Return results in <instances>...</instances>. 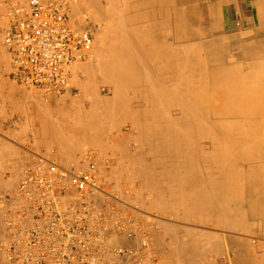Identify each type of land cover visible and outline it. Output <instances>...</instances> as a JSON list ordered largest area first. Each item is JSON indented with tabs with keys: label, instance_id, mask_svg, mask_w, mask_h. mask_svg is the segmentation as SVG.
<instances>
[{
	"label": "rangeland",
	"instance_id": "rangeland-1",
	"mask_svg": "<svg viewBox=\"0 0 264 264\" xmlns=\"http://www.w3.org/2000/svg\"><path fill=\"white\" fill-rule=\"evenodd\" d=\"M166 1L165 23L159 29L164 37L160 40L152 29L144 33L126 32L123 0H99L102 19H97L88 0H76L68 12L70 21L82 27L88 24L86 28L94 38L93 59L75 67L71 92L48 98L8 76L9 62L0 33V192L15 187L20 163L34 153L56 156L64 164L79 163L86 155H93L112 193L134 209H143L156 218L148 217L153 222L152 236L161 245L163 264H232L236 258L240 259L239 264H250V260L252 264H264V209H260L264 206V194L257 192L264 185V161L254 168L246 164L222 174L212 171L208 177L205 173L215 166L206 167L199 151L194 156L189 126L184 125L179 134L177 118H184L185 123L194 113L210 115V134L202 135H209L205 140L215 143L209 157L214 156L217 161L230 160L233 153L247 158L259 154L264 159V66L253 68L251 64L264 58L260 54H246L247 46L224 36L229 32L218 22L219 26L212 29L215 22L210 20L211 13L207 16L203 5H189L193 0ZM195 8L197 20L192 22L188 16ZM90 16L97 22H92ZM142 25L147 30L151 23L145 20ZM180 26L196 34L183 42L188 46L182 64L177 55L161 52L162 41L174 43L173 36ZM105 27L109 30L106 46L114 61L111 73L98 69L102 53L99 33ZM227 41L231 42L230 47L226 46ZM140 46L143 48L139 49ZM148 56L152 59H145ZM122 57L129 62L119 66ZM145 60L152 62L150 67L144 64ZM161 60L171 66L170 71L153 68ZM179 66L182 78L178 85L169 81V85H162V81H167L163 77L176 72ZM95 100L102 104L98 110H93ZM79 105L84 110L82 116L77 115ZM98 111L105 116L103 133L99 135L91 123ZM78 126L80 133L76 131ZM254 140L256 149L237 146L240 141L252 146ZM248 186L258 189L249 193ZM232 236L250 239L238 251L227 246ZM252 238L259 244L255 248ZM198 252L203 254L196 259L194 254Z\"/></svg>",
	"mask_w": 264,
	"mask_h": 264
},
{
	"label": "built area",
	"instance_id": "built-area-1",
	"mask_svg": "<svg viewBox=\"0 0 264 264\" xmlns=\"http://www.w3.org/2000/svg\"><path fill=\"white\" fill-rule=\"evenodd\" d=\"M75 2L0 0L8 76L45 98L71 92L75 67L93 59L92 32L70 21ZM99 164L43 153L20 163L0 192V264H163L153 216L112 193Z\"/></svg>",
	"mask_w": 264,
	"mask_h": 264
},
{
	"label": "bare ground",
	"instance_id": "bare-ground-1",
	"mask_svg": "<svg viewBox=\"0 0 264 264\" xmlns=\"http://www.w3.org/2000/svg\"><path fill=\"white\" fill-rule=\"evenodd\" d=\"M63 1V0H62ZM89 1V3H91L90 5L92 6V8L94 9V11L95 12H97V19H98V17H100L101 19H102V17L101 16H103V15H101V3L99 2V0H88ZM122 1V0H121ZM123 2H124V5H125V7L122 9V11H123V20L125 21V23H126V25L128 26V28L126 29V32L128 33V34H133V33H135V32H141V33H144V32H147V31H149L150 29H152V30H156V36L161 40V36H163V35H161V33L159 32V29L162 27V25L165 23L164 21H165V19H163V14H164V7L166 6V0H123ZM131 7V8H130ZM90 8V7H89ZM189 10H190V8H189ZM81 12H82V10H81ZM110 13H112V11H110ZM193 13H191V15H192ZM165 15V14H164ZM193 16H194V14H193ZM83 17V20H86V18L84 17V16H82ZM120 17H121V15H120ZM192 17L191 16H188V20L190 21V20H192L191 19ZM96 18H94V16H90V20L92 21V22H97L96 20H97ZM76 20V19H75ZM79 20H81V19H79ZM122 20V21H123ZM145 20H147V22L148 23H151V26L147 29V30H145L144 29V27H143V25H142V23L145 21ZM82 21V20H81ZM85 23H88V22H85ZM197 22H195L194 24H196ZM198 24V23H197ZM80 25H82V24H80ZM83 25H88V24H83ZM152 25H154V26H152ZM85 26V27H86ZM194 26V25H193ZM192 26V27H193ZM198 26V25H197ZM196 27V26H195ZM194 29V28H193ZM111 30H112V28H111ZM125 30V29H124ZM108 29L105 27V28H103V30H101V32L99 33V36H100V38H101V42H102V49H101V54H100V60H99V62H98V69H99V71H103V72H105V71H108L109 70V73H111V71H112V68L114 67V61H113V59L111 58L112 57V52H110V49H109V47L108 46H106V43H107V35H108ZM195 34V32L193 31V30H191V29H189V28H184L183 26L181 27H179L177 30H176V32H175V35L173 36V38H174V40H176V41H174V43H172V42H164V41H162V43H163V45H162V48L163 49H161V52L163 53H168V54H175V55H177L178 56V59H179V63L180 64H182V60H183V58H184V55H185V50H186V48H187V46L188 45H186V44H183V42H188L189 40H191L192 39V35H194ZM196 35V34H195ZM139 36V35H138ZM143 37V36H142ZM164 37V36H163ZM202 37V36H201ZM145 38V37H144ZM166 39V38H165ZM148 41V40H147ZM150 41V40H149ZM113 43V42H112ZM107 45H108V43H107ZM153 45V44H152ZM110 46V45H109ZM147 46V45H146ZM183 47V49L181 50L180 49V47ZM124 48H125V46H124ZM143 48V46H140L139 47V49H142ZM134 50V49H133ZM136 53V52H135ZM132 55V54H131ZM138 55V54H137ZM137 57H139V56H137ZM148 58H149V56L147 57V58H145V59H147L148 60ZM151 59H152V57H150ZM149 58V59H150ZM130 60H131V62L133 61V58H130ZM146 61V60H145ZM127 62H129V61H127L126 59H125V57H122V60L121 61H119L118 62V65L119 66H123V64H127ZM134 62H132V64H133ZM144 64L145 65H147L148 67H150V65L152 64V62L151 61H149V62H144ZM143 67V66H142ZM153 68L155 69V68H157L158 70H160V71H166V70H168V71H170V69H171V66H169V65H166L165 63H164V60H161V61H159V64H157V65H155V66H153ZM179 69V70H178ZM178 69L176 70V72H174V73H172V74H169V75H166V76H164L163 77V79L164 80H167V81H162L161 82V84L162 85H164V86H167V85H169L167 82L169 81L172 85H178V83H179V81L181 80V78H182V76H181V69H182V67H178ZM113 70H114V68H113ZM119 70V69H118ZM206 71V70H205ZM169 73V72H168ZM98 74H99V72H98ZM100 75V74H99ZM118 75H121V74H118ZM77 77V76H76ZM180 85H182L181 83H180ZM164 90V89H163ZM162 91V90H161ZM148 94V93H147ZM118 96V95H117ZM147 97V96H146ZM102 101V100H101ZM104 102H106L107 103V101H104ZM218 102V101H217ZM217 102H215V103H217ZM146 104V103H145ZM174 106V105H173ZM102 107V104L99 102H97L96 100L94 101V104H93V110H98L99 108H101ZM108 108V107H107ZM167 108V107H166ZM169 108V107H168ZM177 108V107H176ZM82 109H83V107L81 106V105H79V113H77V115L78 116H82L84 113H83V111H82ZM166 110V109H165ZM103 111V110H102ZM107 112V111H106ZM131 112H132V110H131ZM174 112V111H173ZM263 113V112H262ZM261 113V114H262ZM85 114H87V112L85 113ZM92 115V114H91ZM103 116H104V114L103 113H101V114H99V111H98V115H96L95 116V118L93 119L94 121H92L91 123L94 125V126H96V133L99 135V134H101V133H103V126H102V119H103ZM105 117V116H104ZM208 117H210V115H208L206 112H204V113H200V114H197V113H194V115L191 117V119L189 120V121H187V122H185L184 123V118H180V116L179 117H177L178 118V125H179V134L180 133H182V127L184 126V125H188L189 126V129H190V132H191V134H192V136H193V141H192V146H191V148H193V150H194V156L196 157V155H197V153H198V151H199V153H200V158L203 160L202 162H205L206 163V167L208 166H211V165H213V166H215V169L213 170V169H211V170H209V171H207L206 173H205V175L206 176H211L212 175V171H215V172H220L221 174L222 173H224V172H227L228 170H229V168H231V167H234V166H238V165H243V166H247L246 164H249L248 165V168H254L257 164H259V163H261V162H263L264 161V159H262L261 158V156H259V154H254V155H251L250 156V158H247L246 156H241V154L240 155H238V154H235V153H233V158L232 159H230V160H225V159H221L220 161H217V159L213 156V157H209L210 156V151L212 150V149H214V147H215V143H212V141L210 140V141H206L205 140V138L206 137H209V135L208 136H204V135H202V132H206V133H208V134H210V131L209 130H211V126H212V123H211V121H209V119H208ZM231 120V119H230ZM230 122V121H229ZM156 123V122H155ZM241 123V122H240ZM175 124V123H174ZM242 124V123H241ZM128 125V124H127ZM230 125V124H229ZM243 125V124H242ZM85 126V125H84ZM228 126V125H227ZM246 126V125H245ZM203 127L205 128L204 130H203ZM76 128V127H75ZM84 128V127H83ZM217 129V128H216ZM185 130V129H184ZM206 130H208V131H206ZM218 130V129H217ZM225 130H227V129H225ZM76 131L78 132V133H80L81 132V128L78 126L77 127V129H76ZM248 132V131H247ZM246 132V133H247ZM161 133V132H160ZM228 133H230V132H228ZM222 135H225L224 133H222ZM259 135V134H258ZM81 137H82V134H81ZM187 137H188V135H187ZM197 137V138H196ZM222 137V136H221ZM176 138V137H175ZM223 138V137H222ZM221 138V139H222ZM256 138H258V137H256ZM82 139H84V138H82ZM207 139V138H206ZM218 139V138H217ZM216 139V140H217ZM221 139H219V140H221ZM201 140H203V141H201ZM219 142V141H218ZM247 142H249V141H247ZM170 143H172V142H170ZM209 143V144H208ZM225 143V142H224ZM218 144V143H217ZM256 141L254 140V142H253V144H252V146H250V145H248L247 143H246V141H240L239 143H238V145L237 146H239V147H242L243 149H256ZM227 145V144H226ZM228 146V145H227ZM226 146V147H227ZM152 147V146H151ZM150 148V147H149ZM182 148V147H181ZM225 148V147H224ZM223 148V149H224ZM258 148V147H257ZM152 149V148H151ZM263 149V148H262ZM174 150V149H173ZM209 150V152H207ZM172 151V150H171ZM260 151V150H259ZM263 151V150H262ZM264 152V151H263ZM262 152V153H263ZM225 153V152H224ZM170 154H171V152H170ZM227 153H225V155H226ZM231 154V153H230ZM261 154V153H260ZM264 154V153H263ZM201 162V163H202ZM197 163V162H196ZM199 164V163H198ZM215 164V165H214ZM192 165V164H191ZM196 168V167H195ZM193 169V168H192ZM195 170V169H194ZM206 171V170H205ZM240 171V170H239ZM235 172V171H234ZM193 174V173H192ZM183 174H181V176H182ZM195 175V174H194ZM184 176V175H183ZM196 176V175H195ZM198 176V175H197ZM181 178V177H180ZM182 180V179H181ZM178 181H180V180H178ZM244 181V180H243ZM249 188L247 189V192H249V193H253L254 191H256L258 188H256V187H253V186H248ZM13 189V188H12ZM9 190V189H8ZM206 190H210V189H207L206 188ZM225 190V189H224ZM240 192H242V191H244V189H240L239 190ZM259 190H257V192H258ZM211 192V191H210ZM222 192V191H221ZM180 193V192H179ZM218 193V192H217ZM208 195V194H207ZM200 196V195H199ZM208 200V199H207ZM223 200V199H222ZM239 202V201H238ZM234 203V202H233ZM236 204V203H235ZM219 205H220V203H219ZM222 205V204H221ZM182 206V205H181ZM194 207V206H193ZM192 207V208H193ZM195 208V207H194ZM209 208V207H208ZM212 209V208H211ZM228 209V208H227ZM233 209V208H232ZM231 209V210H232ZM193 210V209H192ZM230 210V211H231ZM196 212H195V214L197 213V210H195ZM199 211V210H198ZM221 211H223V210H221ZM232 212V211H231ZM230 212V213H231ZM178 213H180V212H178ZM223 213V212H222ZM198 214H199V212H198ZM197 214V215H198ZM202 214H203V212H202ZM205 214V213H204ZM206 215V214H205ZM210 215H211V213H210ZM222 214H220V216H221ZM226 215V214H225ZM231 215V214H230ZM234 215H235V213H234ZM243 215V214H242ZM207 216V215H206ZM205 216V217H206ZM231 216H233V214L231 215ZM194 217H195V215H194ZM198 217H199V215H198ZM202 217V216H201ZM200 217V218H201ZM204 217V216H203ZM187 218V217H186ZM196 218V217H195ZM207 218V217H206ZM234 218V217H233ZM192 219V218H191ZM225 219V218H224ZM223 219V220H224ZM232 219V218H231ZM237 219H239V218H237ZM160 221V220H159ZM165 221V220H164ZM158 222V221H157ZM191 222V221H190ZM248 222V221H247ZM201 223H203V222H201ZM222 223V222H221ZM228 223V222H227ZM230 223H232V222H230ZM238 223V222H237ZM243 223V222H242ZM249 224V223H248ZM253 224V223H252ZM162 225V224H161ZM164 225V224H163ZM224 225V224H223ZM231 225V224H230ZM165 226V225H164ZM163 226V227H164ZM250 226V225H249ZM181 227V226H180ZM213 227V226H212ZM215 227V226H214ZM213 227V228H214ZM231 227H233V226H231ZM165 228V227H164ZM169 228V227H168ZM173 228V227H172ZM174 228H176V227H174ZM173 228V229H174ZM186 228V227H185ZM216 228V227H215ZM218 228H221V227H218ZM223 228H225V226L223 227ZM227 228V227H226ZM230 228V227H229ZM170 229V228H169ZM172 229V230H173ZM202 229V228H201ZM251 229V228H250ZM166 230V229H165ZM171 230V231H172ZM219 230V229H218ZM229 230V229H228ZM231 230V229H230ZM229 230V231H230ZM188 231V230H187ZM190 231V230H189ZM173 232V231H172ZM191 232V231H190ZM227 232V231H226ZM231 232L233 233V231L231 230ZM234 232H239L238 230H236V231H234ZM183 233V232H182ZM189 233V232H188ZM181 234V233H180ZM192 234H194L193 232H192ZM238 234V233H237ZM244 234V233H243ZM174 235H176V234H174ZM178 235V234H177ZM196 235V234H195ZM224 235V234H223ZM251 235V234H250ZM256 235V234H255ZM218 236V235H217ZM225 236V235H224ZM253 236V235H252ZM175 237V236H174ZM192 237V236H191ZM203 237H204V235H203ZM203 237H202V239H203ZM221 238H222V236H220ZM250 237V236H249ZM257 237V236H256ZM177 238V237H176ZM232 238H233V236H232ZM240 238V237H239ZM262 238V237H261ZM264 238V237H263ZM171 239V238H170ZM188 239V238H187ZM191 239V238H190ZM198 239V238H197ZM219 239V238H218ZM223 239H225V237L223 238ZM237 239V238H236ZM248 239V238H247ZM247 239H245L244 241H243V243L245 244V243H248V241H249V239H248V241H247ZM163 240V239H162ZM200 239H198V241H199ZM208 240V239H207ZM239 240V239H238ZM238 240L236 241V242H238ZM252 241V243L253 244H251V245H253L254 247L253 248H255L256 247V245L258 244V242L256 241V239H251ZM175 241V240H174ZM216 241H218V240H216ZM223 241V240H222ZM262 241V240H261ZM170 242H172L171 240H170ZM177 242V241H176ZM182 242V241H181ZM194 242V241H193ZM225 242V241H224ZM229 242V241H228ZM228 242H226L227 243V246H228ZM260 242V241H259ZM264 242V241H263ZM161 243H162V241H161ZM198 243V242H197ZM196 243V244H197ZM200 243V242H199ZM216 243V242H215ZM218 243V242H217ZM222 243V242H221ZM225 243V244H226ZM174 244V243H173ZM194 244V243H193ZM195 244V245H196ZM237 244V243H236ZM262 244V243H261ZM167 245V244H166ZM172 245V244H171ZM187 245H188V243H187ZM218 245V244H217ZM233 245V244H232ZM239 245V244H238ZM259 245V244H258ZM170 246V245H169ZM174 246V245H173ZM176 246V245H175ZM174 246V247H175ZM202 246V245H201ZM213 246V245H212ZM262 246V245H261ZM260 246V247H261ZM171 247V246H170ZM232 247V246H231ZM259 247V246H258ZM259 247V248H260ZM234 248V247H233ZM235 248H236V245H235ZM238 248H239V246H238ZM252 248V246H250V249ZM258 248V249H259ZM264 248V247H263ZM229 250V249H228ZM237 250V249H236ZM246 250V249H245ZM177 251V250H176ZM213 251V250H212ZM239 251V250H238ZM238 251H235V252H238ZM247 251V250H246ZM251 251V250H250ZM185 252V251H184ZM209 252V251H208ZM220 252H222V250L220 251ZM249 252V251H248ZM261 252H262V250H261ZM174 253H175V251H174ZM173 253V254H174ZM181 253V252H180ZM256 253V252H255ZM177 254V253H176ZM223 254V253H222ZM221 254V255H222ZM260 254V253H259ZM172 255V254H171ZM262 256L261 257H263L264 258V253L263 254H261ZM236 256V255H235ZM177 258H179V256H176ZM175 257V258H176ZM192 260V259H191ZM228 260V259H227ZM177 263V262H176ZM234 263V260H233V262H232V264ZM236 263H238V262H235V264ZM259 263V262H258ZM178 264V263H177ZM254 264V263H253Z\"/></svg>",
	"mask_w": 264,
	"mask_h": 264
},
{
	"label": "crops",
	"instance_id": "crops-1",
	"mask_svg": "<svg viewBox=\"0 0 264 264\" xmlns=\"http://www.w3.org/2000/svg\"><path fill=\"white\" fill-rule=\"evenodd\" d=\"M189 5H203L207 16H209L210 13L212 14V18L210 20L215 22L211 25L212 29L218 27L220 24L224 30L229 32L224 36L230 39H238L239 41H237L236 44H240V42H242L243 46H247L246 52L248 53L246 54H260V56L264 58V43L262 42L264 37H261L264 35V22L262 21L264 18V0H193ZM196 11L197 8L193 9L192 13ZM191 19L192 20L190 21L192 22L197 20L195 16ZM216 22L219 24H216ZM257 42L260 44H257ZM226 44L227 47H230L231 42L227 41ZM251 64L253 68H258L260 66H264V60L260 62L253 61ZM259 189V194H264V185H261ZM260 209H264V206ZM237 240L238 242H236ZM242 240L243 239L239 237H230L228 239V245L232 247H235L236 245V249L238 250V246H242L244 244V240ZM202 254L203 253L198 252L195 253L194 256L196 255V259H199ZM235 262H238L236 264H239L240 259L236 258L234 263ZM250 264H252L251 260Z\"/></svg>",
	"mask_w": 264,
	"mask_h": 264
}]
</instances>
